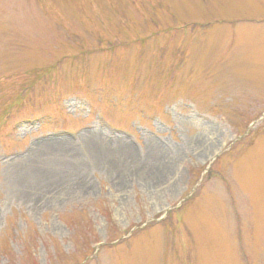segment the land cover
Segmentation results:
<instances>
[{
	"label": "rangeland",
	"instance_id": "374dc122",
	"mask_svg": "<svg viewBox=\"0 0 264 264\" xmlns=\"http://www.w3.org/2000/svg\"><path fill=\"white\" fill-rule=\"evenodd\" d=\"M0 264H264V0H0Z\"/></svg>",
	"mask_w": 264,
	"mask_h": 264
},
{
	"label": "trees",
	"instance_id": "16d2710c",
	"mask_svg": "<svg viewBox=\"0 0 264 264\" xmlns=\"http://www.w3.org/2000/svg\"><path fill=\"white\" fill-rule=\"evenodd\" d=\"M212 171V170H211ZM211 171L209 170L208 171V175L207 176H210V174H211ZM212 173H213V171H212ZM212 175V174H211Z\"/></svg>",
	"mask_w": 264,
	"mask_h": 264
}]
</instances>
